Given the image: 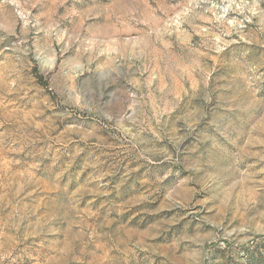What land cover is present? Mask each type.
Segmentation results:
<instances>
[{
    "label": "rangeland",
    "instance_id": "rangeland-1",
    "mask_svg": "<svg viewBox=\"0 0 264 264\" xmlns=\"http://www.w3.org/2000/svg\"><path fill=\"white\" fill-rule=\"evenodd\" d=\"M0 264H264V0H0Z\"/></svg>",
    "mask_w": 264,
    "mask_h": 264
}]
</instances>
